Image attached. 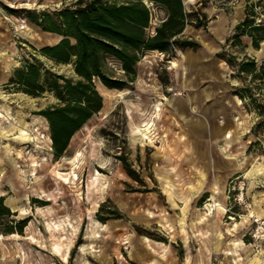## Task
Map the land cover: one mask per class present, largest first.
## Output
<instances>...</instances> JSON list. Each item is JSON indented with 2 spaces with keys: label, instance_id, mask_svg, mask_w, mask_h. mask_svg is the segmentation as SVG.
Listing matches in <instances>:
<instances>
[{
  "label": "rangeland",
  "instance_id": "1",
  "mask_svg": "<svg viewBox=\"0 0 264 264\" xmlns=\"http://www.w3.org/2000/svg\"><path fill=\"white\" fill-rule=\"evenodd\" d=\"M73 1L0 0V195L11 211L0 223V264H264V127L257 126L256 102L236 96V127L225 130L227 145L218 143L238 171L221 182L195 144L183 139L181 116L172 108L175 93H184L176 86L180 49L172 56L145 51L135 80L122 88L95 78L102 108L73 133L62 155L54 154L41 110L58 98L48 89L33 96L9 80L26 62L77 78L71 62L56 63L40 52L60 36L28 16ZM241 1L196 0L189 10L229 16L236 6L237 16ZM148 4L154 28L165 10ZM255 11L257 21L264 20V5ZM222 42L235 56L227 75L232 88L250 86L249 94L264 104V81L236 70L246 57L264 60V40L259 48ZM105 62L125 78L117 59ZM148 120L154 124L145 138L139 126ZM199 146L206 147L204 141ZM94 179L102 189L91 194ZM22 219L21 231H6V223Z\"/></svg>",
  "mask_w": 264,
  "mask_h": 264
},
{
  "label": "trees",
  "instance_id": "2",
  "mask_svg": "<svg viewBox=\"0 0 264 264\" xmlns=\"http://www.w3.org/2000/svg\"><path fill=\"white\" fill-rule=\"evenodd\" d=\"M148 3L161 6L165 16L152 28L153 13ZM264 0H247L245 16L235 26L230 45L243 46L240 35L247 34L252 45L259 48L264 40V20L257 21L255 7L263 6ZM30 19L41 29L56 33L60 39L46 44L40 52L56 63H72L77 78L67 77L50 70L41 71L35 62H26L14 70L9 82H15L21 90L39 96L45 89L58 98L41 110L50 127V136L55 155H62L67 149L73 133L86 123L103 105L102 94L95 86L98 78L108 87L122 88L131 84L136 77L137 63L147 50L171 52L199 43L183 35L187 24L205 27L207 15L198 10H187L183 0H75L52 11L29 12ZM217 56L233 66V54L221 50ZM113 57L120 63L124 77L108 71L106 58ZM237 74L249 75L252 80L264 81V60L257 63L246 57L237 62ZM250 86L233 88L232 93L241 99L256 102L260 115L258 127H264V104L257 102L250 93ZM129 175L133 169L122 154H117ZM11 215L10 208L0 195V223ZM26 220L15 226L6 223V231H21ZM17 225V226H16Z\"/></svg>",
  "mask_w": 264,
  "mask_h": 264
},
{
  "label": "crops",
  "instance_id": "3",
  "mask_svg": "<svg viewBox=\"0 0 264 264\" xmlns=\"http://www.w3.org/2000/svg\"><path fill=\"white\" fill-rule=\"evenodd\" d=\"M246 2L247 0L241 1V7L238 8L240 14L237 16L236 6L234 14L229 16L220 13L216 17H210L207 10L203 9L207 15L205 28L208 32L202 29L203 26L187 24L183 35L196 40L199 46L196 49H180L181 56L176 57L180 62V77L176 86L184 93H177L173 98L175 105L172 108L181 116L183 139L195 144L197 156L207 159L204 164L208 167L211 165L213 175H218L221 182L238 171L237 163L223 154L218 143L223 140L224 145H227L228 138L224 136V132L226 129H235L233 114L237 112L238 104L237 95L232 93L233 83L227 78L229 64L224 58L217 56V52L223 49L222 41L226 42L234 33L235 26L244 18ZM188 3V6L184 4L187 10L195 5L196 0H188ZM240 39L244 47L253 48L249 35H240ZM230 42L231 39L228 41L229 45ZM201 141H204L206 147L199 146Z\"/></svg>",
  "mask_w": 264,
  "mask_h": 264
},
{
  "label": "bare ground",
  "instance_id": "4",
  "mask_svg": "<svg viewBox=\"0 0 264 264\" xmlns=\"http://www.w3.org/2000/svg\"><path fill=\"white\" fill-rule=\"evenodd\" d=\"M237 14V13H236ZM170 63L172 64V65H176V59H171L170 60ZM177 93H179V92H176L175 94H177ZM157 109L159 110L160 109V107L158 106L157 107ZM6 115V114H5ZM22 117V116H21ZM23 124V123H22ZM153 121H145L142 125H140L139 126V132L142 134V136L143 137H145V138H149L150 137V132L152 131V126H153ZM22 126H25V124L24 125H22ZM26 128V127H25ZM229 131V130H228ZM22 132H24V134H32V138H34L35 136L33 135V133H29L28 132V130H22ZM228 133V132H227ZM30 135H25L24 136V138H29L30 137ZM229 136H230V134H228ZM31 138V137H30ZM152 138H150V140H151ZM253 166V165H252ZM250 172V171H249ZM254 173V172H253ZM92 179V178H91ZM95 179H97L96 177H95ZM95 179L94 180H90L91 182L88 184V188H89V190H90V193L91 194H94V193H100V191H101V185L99 184V182H98V180L97 181H95ZM217 188V187H216ZM214 205H217L218 206V208H222V206L220 205V204H218L217 202L216 203H214ZM210 206H212V205H210ZM209 206V209L211 210V207ZM259 258V257H258ZM262 259V258H261ZM258 261V260H257ZM259 264H262L263 262H262V260H260L259 262H258ZM256 264V263H255Z\"/></svg>",
  "mask_w": 264,
  "mask_h": 264
},
{
  "label": "built area",
  "instance_id": "5",
  "mask_svg": "<svg viewBox=\"0 0 264 264\" xmlns=\"http://www.w3.org/2000/svg\"><path fill=\"white\" fill-rule=\"evenodd\" d=\"M240 195L243 196V191L240 192ZM213 209V208H212Z\"/></svg>",
  "mask_w": 264,
  "mask_h": 264
}]
</instances>
